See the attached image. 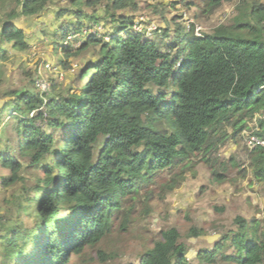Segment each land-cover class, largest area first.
<instances>
[{
  "label": "trees",
  "instance_id": "obj_1",
  "mask_svg": "<svg viewBox=\"0 0 264 264\" xmlns=\"http://www.w3.org/2000/svg\"><path fill=\"white\" fill-rule=\"evenodd\" d=\"M62 1L16 0L17 9L0 20V44L28 51V35L13 21ZM68 1L69 10H80L66 15L67 7L53 11L58 21L66 19L59 29L66 27L63 39L84 30L83 16L99 21L101 10L115 27L109 39L89 34L76 51L63 46L75 56L93 50L97 59L83 65L77 88L59 91L53 84L56 93L48 99L36 84L37 72V91L30 86L3 92L0 64V96L11 97L0 105V120L10 111L19 136L17 152L3 142L0 146V166L7 171L1 183L19 186L12 206L0 217V264H69L74 255L86 263L94 258L89 249L105 261L107 253L97 247L112 234L116 219L122 230L128 229L141 189L150 198V186L168 171L174 173L165 188L174 190L200 157L211 169L212 181H225L223 170L237 162L231 157L215 167L220 149L231 140L239 143L255 114L264 111V2L238 0L232 19L219 21L211 32L197 36L194 24L192 30L185 25L173 41L161 44L135 31L128 17L110 12L113 5L126 8L133 0ZM201 1L190 0L187 6H198L196 16L211 17L236 0ZM87 6L101 7L97 15H87L82 12ZM73 15L77 20L69 18ZM1 45L4 61L7 52ZM46 117L47 127L38 125ZM256 133L264 136V119ZM249 156L254 178L264 184V147ZM31 167L36 170L29 173ZM151 212L148 208L146 215ZM234 223L236 229L221 234L212 249L199 251L197 262L188 259L189 247L177 226L162 228L138 264H217L219 253L229 264H264L262 221L237 215ZM191 231L196 237L202 233L195 227ZM230 249L234 253L228 254Z\"/></svg>",
  "mask_w": 264,
  "mask_h": 264
},
{
  "label": "rangeland",
  "instance_id": "obj_2",
  "mask_svg": "<svg viewBox=\"0 0 264 264\" xmlns=\"http://www.w3.org/2000/svg\"><path fill=\"white\" fill-rule=\"evenodd\" d=\"M190 0H133V4L128 7H113L110 12L117 16L128 17L134 21L136 27L134 30L143 29L146 36L163 43H170L176 37L178 29L185 26L184 22L193 21L203 28V32H211L212 28L220 22L230 21L237 13L236 5L238 0L222 7L211 17L196 16L197 7L189 8L187 6ZM199 5L201 0H197ZM264 2V0H260ZM106 1L103 2V9L106 7ZM68 0L58 2L56 5H50L46 11L33 17H18L13 22L20 26L28 35L30 48L28 51H18L13 49L10 44L1 45L7 52V58L0 64H3L5 71L2 91H8L13 88H23L34 86V76L41 71L42 77L51 85L48 92L43 93V97L48 99L56 92L53 90V84L59 91H66L71 86L78 87V75L83 69V65L90 60L97 59L95 51H83L79 56L68 53L63 46H72V51H76L89 34H97L100 37L109 39L110 32L115 23L108 12L100 11L90 6L84 7L82 12L87 15H97L100 19H90L83 16L84 30L80 33H69L67 39H63L62 24L66 22L57 20L54 9L66 8V14L80 10H72ZM111 6V4H110ZM17 9L16 0H0V20L6 19V15ZM68 18V17H67ZM75 18L77 16H69ZM230 19V20H229ZM12 23V22H8ZM0 21V32L3 25ZM59 28H57V27ZM55 29H57L55 31ZM134 34V31H133ZM6 47V48H5ZM63 59L69 67H65L60 62ZM185 64V60L183 61ZM57 89V90H58ZM11 97L0 96V105H4ZM46 115V114H45ZM4 116V115H3ZM14 115L8 111L6 119L0 120V142L12 146V152H17L19 136L16 132ZM38 125L47 127V117L38 121ZM232 128L228 133H232ZM244 134L241 133L240 142L228 141L220 149L219 161H216L215 167H220V163H228L232 157L237 165L229 162V168L225 171L227 179L223 182H214L211 177V169L208 164L200 158H194L193 164L186 171V179L174 190H168L165 185L172 179L173 173L162 172L156 183L150 186L152 195L148 198L146 189H141L139 195L133 202L131 211V222L128 229L122 230L121 220L116 219L113 232L105 237L97 248L103 249L108 257L105 261L100 260L95 250L89 249L93 260L82 262L78 256L74 255L69 264H138L144 252L152 247L153 241L159 238V232L167 226H177L181 233V241L188 245L189 250L193 251L194 257L188 259L197 262V255L200 250H210L214 243L218 241L221 234L236 229L234 223L237 215H242L249 220L258 218L264 225V184L254 178L250 166L251 158L245 147ZM243 137V138H242ZM3 142V144H2ZM28 157H25L26 161ZM28 162V161H26ZM28 164V163H27ZM181 166L176 168L175 172H180ZM223 169V168H222ZM247 170L245 174L244 170ZM30 168V172L35 171ZM6 170L0 166V176L5 175ZM19 186L5 187L0 180V217L7 211V206L11 207L13 201V192ZM131 206V205H130ZM129 203L126 208L130 207ZM38 205L33 203V210L37 211ZM148 208L152 209L150 215H146ZM29 224L32 217L26 218ZM195 227L202 231L199 236H194L191 228ZM34 249H32L33 251ZM189 251V252H190ZM228 254L234 253V249L227 251ZM109 254H113L111 257ZM217 264H229L221 259L220 253L216 256Z\"/></svg>",
  "mask_w": 264,
  "mask_h": 264
},
{
  "label": "built area",
  "instance_id": "obj_3",
  "mask_svg": "<svg viewBox=\"0 0 264 264\" xmlns=\"http://www.w3.org/2000/svg\"><path fill=\"white\" fill-rule=\"evenodd\" d=\"M184 24L187 27V30H192V24L193 21H187L184 22ZM136 27V24L134 23V29ZM194 34L197 36H201L203 34V28L199 24H194ZM135 31L143 32V29H137ZM37 86L41 89L42 92H48L50 90V83L46 81L42 77V72H39V76L36 79ZM260 118H264V113H256L254 116V120L250 123V129L244 130V140H245V146L247 150L250 152L256 148L264 147V136L258 135L256 133L257 130H259V122L258 120Z\"/></svg>",
  "mask_w": 264,
  "mask_h": 264
},
{
  "label": "clouds",
  "instance_id": "obj_4",
  "mask_svg": "<svg viewBox=\"0 0 264 264\" xmlns=\"http://www.w3.org/2000/svg\"><path fill=\"white\" fill-rule=\"evenodd\" d=\"M180 65H181V62L179 61V63H178V67H180ZM50 89H51V87H50ZM34 113V112H33ZM261 113H264V111L263 112H261ZM33 115V114H32ZM260 119H264V118H260ZM260 119L258 120V122H259V128H260ZM254 120V118L249 122V126L246 128V129H250V123L252 122ZM245 130V129H244ZM243 133H244V131H243ZM244 137V136H243ZM244 139V138H243ZM246 147V146H245ZM247 149V148H246ZM249 152V151H248ZM251 152V151H250Z\"/></svg>",
  "mask_w": 264,
  "mask_h": 264
},
{
  "label": "crops",
  "instance_id": "obj_5",
  "mask_svg": "<svg viewBox=\"0 0 264 264\" xmlns=\"http://www.w3.org/2000/svg\"><path fill=\"white\" fill-rule=\"evenodd\" d=\"M190 251V250H189ZM188 251V254H187V257L189 258V257H194V253H193V251L191 250L190 252Z\"/></svg>",
  "mask_w": 264,
  "mask_h": 264
}]
</instances>
